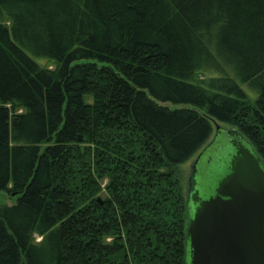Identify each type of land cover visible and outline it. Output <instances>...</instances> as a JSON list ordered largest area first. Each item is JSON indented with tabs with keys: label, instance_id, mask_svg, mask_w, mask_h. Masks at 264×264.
Returning <instances> with one entry per match:
<instances>
[{
	"label": "trees",
	"instance_id": "16d2710c",
	"mask_svg": "<svg viewBox=\"0 0 264 264\" xmlns=\"http://www.w3.org/2000/svg\"><path fill=\"white\" fill-rule=\"evenodd\" d=\"M214 121L264 167V0H0V264H186Z\"/></svg>",
	"mask_w": 264,
	"mask_h": 264
},
{
	"label": "water",
	"instance_id": "95a60500",
	"mask_svg": "<svg viewBox=\"0 0 264 264\" xmlns=\"http://www.w3.org/2000/svg\"><path fill=\"white\" fill-rule=\"evenodd\" d=\"M226 134L235 153L225 165L227 171L212 167L216 173L210 194L200 195L208 170L198 167L196 175L194 164L188 179L186 264H264V167L248 143V147L235 143L238 132Z\"/></svg>",
	"mask_w": 264,
	"mask_h": 264
},
{
	"label": "rangeland",
	"instance_id": "374dc122",
	"mask_svg": "<svg viewBox=\"0 0 264 264\" xmlns=\"http://www.w3.org/2000/svg\"><path fill=\"white\" fill-rule=\"evenodd\" d=\"M28 56L35 63H37L40 67H45V68H48L49 70L55 69V66L49 64V62L43 57H35V56L30 55V54H28ZM206 78H207V76H203V75H199V77H198V79L201 80L202 82H204L206 80ZM216 124H217V126L215 124H212V132H211L208 140L206 141V143L202 146V148L200 150H198L190 158V160L188 162H186L185 164H183L177 168L178 176H179V179L181 181V185L183 187L185 194H186L187 188H188V179L190 178L191 173H192V165L194 164V161L196 160V158L201 153H203V155L201 157L199 169L201 171L206 169L210 172L209 178H206L205 182H207V183H206V185H204L205 187L201 186V188H200V195L206 196V195L210 194V188H212V186L214 185V179H215L216 171H214V172L211 171L212 167L215 166V159L214 158H218L219 156H221L222 158H225L226 154L231 152V145L229 143V137H227L226 134L219 135L218 130L223 129L224 132H226V133H227V131H232V130L236 131V130L233 127L228 126V125H224V124H220V123H216ZM218 127H219V129H218ZM224 132H222V133H224ZM209 159H212L211 163L213 165H211V168L207 167V161ZM204 173H205V171H204ZM105 182H106V180H104V183ZM198 182L203 183L204 182L203 177L202 178L198 177ZM17 197L18 196H10L4 191H0V207L12 206V205L16 204ZM40 240H41L40 237H38V236L35 237V243L39 242Z\"/></svg>",
	"mask_w": 264,
	"mask_h": 264
},
{
	"label": "flooded vegetation",
	"instance_id": "af4514ba",
	"mask_svg": "<svg viewBox=\"0 0 264 264\" xmlns=\"http://www.w3.org/2000/svg\"><path fill=\"white\" fill-rule=\"evenodd\" d=\"M222 132H224L223 129H219V130H218L219 135L226 134V132H224V133H222ZM226 136L229 137L227 134H226ZM239 136H240V137H239ZM234 137H235V139H234V140H235V143H236L237 145H243V146H245V147H248V145L246 144L247 141L244 139V137H242L241 135H236V134H235ZM230 141H231V138L229 137V142H230ZM218 146H219V145H218ZM231 149H232V151L229 152V153L226 155V158H222V157L214 158V159H215V169H216V170H220V172H222L223 170H224V171H227L225 165H227L229 158L235 153L234 148L231 147ZM221 150H222V149H221ZM202 155H203V153H201V154L196 158V160L194 161V164L196 165V168H197L196 175H198V167H199V164H200V162H201V157H202ZM210 160H212V159H209V160L207 161V165L210 164ZM194 164H193V165H194ZM193 165H192V167H193ZM222 167H225V169H222ZM187 189H188V188H187ZM187 198H188V195H187V192H186V200H187ZM190 202H191V201H189V202L187 203V205L190 206V204H191ZM189 208H190V207H189ZM189 210H191V208H190Z\"/></svg>",
	"mask_w": 264,
	"mask_h": 264
}]
</instances>
